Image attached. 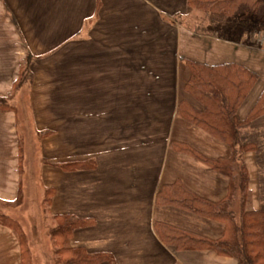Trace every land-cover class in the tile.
<instances>
[{
    "label": "crops",
    "instance_id": "0c3cea01",
    "mask_svg": "<svg viewBox=\"0 0 264 264\" xmlns=\"http://www.w3.org/2000/svg\"><path fill=\"white\" fill-rule=\"evenodd\" d=\"M246 19L257 23L252 17L236 21ZM198 23L187 0H0V97H8L16 107L0 111L1 204L15 206L22 188L18 103L28 87L32 131L53 132L40 142L44 154L56 146L80 158L87 144L99 150L92 171L50 173L65 185L62 199L76 193L73 178L76 185L93 181L87 196L92 209L83 204L86 196L77 193V210L60 212L97 220L74 233L72 246L109 251L116 264H239L212 251H178L154 230V223L162 221L212 238L224 232L219 221L155 202L158 187L177 179L212 200L228 192L226 176L171 147L179 140L213 157L231 152L180 116L190 76L185 60L241 63L259 75L239 109L242 118L264 90V48L240 46V31L237 38L219 29L212 34L197 30ZM28 54L34 81L10 97ZM56 104H61L59 112L53 108ZM253 126L264 128V115ZM51 136L60 137L59 145ZM117 145L136 148L127 160L133 174L127 172L126 178L119 171L122 159L110 156ZM79 157L62 161L85 160ZM248 160L254 163L253 156ZM0 212L9 214L4 208ZM0 264H22L16 234L1 224Z\"/></svg>",
    "mask_w": 264,
    "mask_h": 264
},
{
    "label": "trees",
    "instance_id": "16d2710c",
    "mask_svg": "<svg viewBox=\"0 0 264 264\" xmlns=\"http://www.w3.org/2000/svg\"><path fill=\"white\" fill-rule=\"evenodd\" d=\"M191 10L198 14L199 31L221 34L230 30L237 19L252 17L264 23V0H187ZM202 15H200V14ZM201 23L205 25L200 28ZM223 29V30H222ZM225 34V33H224ZM28 54L14 82L10 97L26 83L32 84L34 72L30 68ZM190 76L185 84L188 95L179 103V114L188 123L198 127L217 141L230 148V155L213 157L186 141L173 140L175 152L194 158L208 170L226 176L228 192L220 200H212L194 190L181 179L158 187L157 206L175 207L203 218L219 221L224 232L218 238L197 233L170 223L156 221L154 230L168 247L178 251H212L231 257L239 264H264V129L254 122L264 115V90L246 117L239 109L259 80V75L241 63L231 62L209 65L192 59L185 60ZM8 97H0V111L16 110ZM52 131L40 132L42 136ZM257 153L259 169V207H253L250 173L245 161L248 152ZM65 171H77L96 167L95 160H69L57 163ZM23 187V186H22ZM56 196L54 187H47L42 205L50 221L49 236L53 259L56 264H116L109 251H89L85 246H72L71 239L78 229L93 227L97 220L71 213L51 214ZM23 200L22 188L14 205ZM0 224L9 227L18 239L22 264H35L27 233L18 219L0 212Z\"/></svg>",
    "mask_w": 264,
    "mask_h": 264
},
{
    "label": "rangeland",
    "instance_id": "374dc122",
    "mask_svg": "<svg viewBox=\"0 0 264 264\" xmlns=\"http://www.w3.org/2000/svg\"><path fill=\"white\" fill-rule=\"evenodd\" d=\"M200 14V13H199ZM201 15V14H200ZM202 16V15H201ZM240 21L239 24H235L230 27V30L225 31V34L232 35L237 38L236 31H240V46H244L246 48H251L252 46H257L259 48H264V23L261 29L256 28V26L260 25V21L256 20V26L251 21ZM199 26V25H197ZM261 26V25H260ZM205 25L201 23L200 28H204ZM256 32V33H255ZM246 34V35H244ZM252 34V35H250ZM253 34H257L259 37V41L253 38ZM256 36V37H257ZM27 84V83H26ZM25 85V84H24ZM22 86L24 88L25 86ZM185 89V87H184ZM18 92V91H17ZM22 99L21 103H18L19 107V119H20V133L22 138V192H23V200L20 206H8L6 204H1L0 202V211L2 208L9 210V214L19 220V222L24 227L29 244L34 249V263L35 264H56L53 259V250L52 244L49 236V225L50 221L47 219V214L44 212V208L42 205L43 197L45 194V189L47 187L53 186L58 190V200L55 198V202L51 205V214L60 213L62 211H76L77 206H79V202L77 199V193L86 196V199H83V204L88 209H92L93 204L90 199H87L89 193H91L93 188V181L91 183H83L79 182L76 185V180L73 178L72 183L76 187V193L70 194L67 198L62 199L61 196V187L65 186L64 183L60 180L59 176L52 177L50 173L53 171L61 172V168L57 166V163L62 160H67V157L77 158L79 157L75 151L65 150L62 151L60 146L54 147V150H51V153L44 154L42 148L40 146V142L42 139L49 136H42L39 134H34L32 126V118L30 115V102L26 97L28 94V87L22 91ZM188 96V95H187ZM61 104L54 105V109L59 112ZM58 117L60 114L58 113ZM60 121V120H59ZM263 128V127H262ZM52 129V128H51ZM264 129V128H263ZM31 130V131H30ZM52 137V136H51ZM53 138V137H52ZM59 136L54 137L52 139L55 145H59ZM118 144H122L118 142ZM84 154L81 153L79 159H87V160H95L96 163L99 161V150L97 147L93 145L85 146ZM136 148L130 147L128 145L125 148L122 145H117L112 152L114 156L110 154L111 157H115L116 159H122V167L119 168V171L125 172V175H122L123 178L127 177V172L131 175L133 174V166H129L130 163L128 158L130 155L134 153ZM82 152V151H80ZM262 156H264V149L262 151ZM101 156V155H100ZM253 156L254 163L250 164L248 157ZM103 157V156H102ZM47 158V159H45ZM68 158V159H70ZM246 164L249 167V173L251 176V185L255 183L256 189L252 190L254 193L253 199L255 198V202H252L253 207H259L258 200V183H259V169L257 164V153L256 152H248L244 156ZM46 164V166H45ZM95 170V169H93ZM89 171H92L89 170ZM70 184V183H69ZM79 185V187H78ZM128 187V184H124ZM250 185V188H251ZM84 191V193H82ZM80 199V198H79ZM82 200V199H80ZM75 213V212H74Z\"/></svg>",
    "mask_w": 264,
    "mask_h": 264
}]
</instances>
